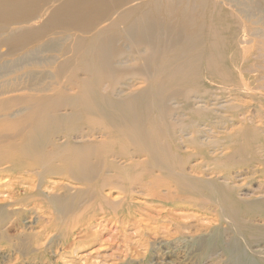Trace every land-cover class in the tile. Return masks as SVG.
Listing matches in <instances>:
<instances>
[{
  "label": "bare ground",
  "instance_id": "obj_1",
  "mask_svg": "<svg viewBox=\"0 0 264 264\" xmlns=\"http://www.w3.org/2000/svg\"><path fill=\"white\" fill-rule=\"evenodd\" d=\"M144 1L153 3L154 0ZM255 1L259 8L252 5ZM126 2L128 0H0L2 20H21L25 23L24 20L31 17L32 21L42 17V27H31L30 34H26L27 37L24 35V40L32 45L35 40L45 39L50 33L60 32L68 38L74 36L71 50L75 51L79 60L76 70L85 77L83 88L79 90V104L70 103L72 110L80 112V116L76 117V121H80L78 125L67 133L53 136L52 149L45 147L32 154L12 147L5 149L0 157V181L3 187L7 186L0 190L6 204V207L0 208V264H56V259H39L51 237L63 246L65 241L77 235V229H86L91 223L98 224L116 217L118 224H135L141 220L138 218L142 215L138 214L140 208L154 213V231L159 230V225L164 233L174 228L180 234H184L182 231L185 230L189 235L195 231L207 234V237L211 232L219 234L217 238L220 242L215 251L207 252V264H221V256H225V249H219V244L223 243L221 239L235 237L248 242L246 251L250 258L256 257L264 263V240L260 239L264 238V177L252 179L260 174L264 176V122L257 115L249 116L254 126L244 125V118L235 120V112L240 105L232 102L234 93L240 90L250 93V96L264 94V0L237 3V15L234 14L233 20L237 32L227 37V44L222 49L215 42L207 41L206 83L218 68L230 80L229 83L219 86V91H209L206 85L193 86L188 83L190 80L184 79L181 84L187 85L172 89L166 96V104L172 106L158 110L157 104H149L150 109L143 107L139 115L135 111L139 105L152 101V93L156 99L163 97L159 87L161 82L144 76L141 65L151 50L146 43L148 35L142 29L152 22L150 17L162 18L158 3L163 1L156 0L154 11L152 7L149 11L130 8L117 11V5ZM116 12L120 15L114 19ZM118 24H122L120 27L123 30L114 43L115 34L109 27ZM78 32L85 33L86 39H82L84 36ZM111 40V43L100 44ZM76 65L74 62L73 67ZM175 69L174 74L167 77L169 85L176 82L178 70ZM99 70L114 73L103 77L100 82V77L99 80L94 79ZM145 81L146 85L142 86ZM252 82L257 84L250 88ZM100 91H104L106 96ZM178 98L189 104L187 112H176L179 111ZM188 112L200 119L184 120ZM69 115L71 113L67 110L57 116ZM144 123L145 129L137 132L138 126L143 128ZM36 124L42 127L50 124L44 111ZM27 131L24 140L30 139L33 132L31 128ZM153 131L155 134L160 131V134L154 136ZM258 136H262V140ZM163 140H177L182 151L186 152L185 156L168 160L158 157L157 145ZM90 165H94L95 169H89ZM8 167H16L14 179L4 172ZM65 171L71 174L69 178L73 182ZM49 174H58L61 182L66 180L70 185L60 186L58 180L51 187L45 186L47 192H43V186L37 181ZM17 181L25 184L31 181L22 190L26 199L13 192L21 184ZM105 187L108 191L119 190L114 203L104 198ZM181 208L189 210L187 214H182L186 220L182 222L172 216L173 210ZM22 211L28 214L25 213L20 221L23 225L20 232L7 234ZM147 217V220H154ZM198 217L207 222V231L202 229L204 225L200 224L202 220ZM187 219H191L190 222ZM37 223L40 225L33 226ZM46 228H49L47 233ZM226 247L228 252L232 251V247ZM176 252L173 246L164 250L166 257L177 256ZM183 263L178 258L166 260L164 257L151 262Z\"/></svg>",
  "mask_w": 264,
  "mask_h": 264
},
{
  "label": "rangeland",
  "instance_id": "obj_2",
  "mask_svg": "<svg viewBox=\"0 0 264 264\" xmlns=\"http://www.w3.org/2000/svg\"><path fill=\"white\" fill-rule=\"evenodd\" d=\"M162 1L163 2L158 3V5H161L160 11L162 9L161 12L163 13V19L152 16L149 19H152V22L145 24L144 29H142V31L148 35L146 43H148V47H150L151 50L149 56L141 61V65H143L142 67L144 76H148V79H153V77L157 78V80L161 82L159 87L160 91H163V93H161V95L163 94V97L161 95L160 96L163 99L159 97L158 100L152 97V93L150 97V100L152 101H149L148 103L146 101V103H143L144 105H139V108L141 109L138 108L137 111H135L138 113V115L140 114L143 107H145L146 110L150 109V107L147 106L149 104H153L155 106L157 104L158 110L160 108L165 109V107L167 108L172 106L168 103L166 104V96L170 91H172V89L177 90L180 86H182L183 84L181 83L184 82V79L190 80L188 83H190V85L193 84V86L203 87L206 85L209 91H219V86H223L230 82V80L227 79L223 72H221L218 68L213 72L214 74L210 75V77L213 78L206 83V77L208 74L207 41L209 40V43L215 42L218 47L221 46V49L227 44V37L237 32V26L233 21L234 14H236L235 10L238 9V7H236L237 3L239 4L243 0H226V2L225 0ZM144 2V0H128V2L124 4H118L117 11L122 8L139 9L143 11H149L151 10V7L152 9L154 8L153 11L156 9V0H154L153 3ZM252 5L256 8H259L257 1L252 2ZM118 15H120L119 12H116L114 14V19L118 18ZM3 20L0 19V25H3V27H0V157L3 155L2 153H4L5 149H10L12 147H15L19 151L20 149L26 150L32 154H35L37 151H41L45 147L47 150L49 148L52 149L51 142L53 136L59 133H67L80 123V121H76V117L80 116V112L77 110H72L71 107L73 105L70 104L72 102L73 104H79L77 101L80 98L79 90L83 88L82 82L85 80L83 73H80V71L76 70V68H78L76 64L79 60L75 51L71 50L74 44V36L72 38H68L63 36L64 34H61L60 32L57 34L50 33L47 38L35 40V43L32 45V43L27 42L28 40H24V38L28 36H26V34H30L29 32H31L33 27H42V17H38L35 21H32L31 17L24 20L25 23L19 20L20 25L19 21L17 22V20H12L11 22L8 21L11 24L8 23L6 19ZM15 21L18 23V25L15 23ZM120 26L122 27V24H118L115 27H109L111 32L115 34V40L113 41L114 43L121 37L119 32H121L123 29ZM23 32L25 33L23 34ZM78 33L81 36H84L82 39H86L85 33ZM124 34H126V32H124ZM16 35L19 36L17 37ZM206 35L209 36V38ZM10 38L13 39L10 40ZM17 39L21 41H18ZM79 40H81V38ZM111 42L112 40L102 43L100 42V44L102 45L103 43L105 44ZM20 43H22V45ZM16 47H19V49H16ZM34 57L35 59L37 57V59H33ZM39 58L40 60H38ZM171 60L173 61L171 62ZM166 61L168 63L174 64V66L171 64L170 66ZM74 62L76 67H73ZM162 65L167 66L163 67ZM175 68L178 70L175 74L177 78L176 82L172 85H169L167 77L171 74H174V71L176 70ZM69 69L71 70L70 72ZM67 70L70 74L67 72ZM58 72H61V74ZM110 73L113 74L114 72L109 70H99L97 75H95L96 78L94 79L99 80L101 78L100 82H102L104 79L103 77L108 76ZM146 82L147 81L143 82L142 86H144V84L146 85ZM256 84L257 82L255 84L253 82L250 83V88L254 87ZM100 93H103L106 96L104 91H100ZM101 94L99 95L102 97ZM232 98V102H237L240 105L239 109L235 112V120L241 121L244 118V125L254 126L253 123H250L249 116L253 117L254 115H257L258 117L260 116L262 118V122H264L263 93H257V95L250 96V93L244 91L241 92L240 90L235 92ZM178 100L179 102L177 110L179 109V111L176 112H187L189 104L185 101H182L181 98H178ZM183 103H185V105H183ZM60 109H62L61 112H58ZM67 110L69 113H71V115L64 117L57 116L59 113ZM43 111L50 119V124L46 127L36 124L41 113L43 114ZM184 117V120L187 118L200 119L198 115L191 112L186 113ZM145 127V123L143 128L138 126L137 132L144 130ZM30 128L33 130V132H31L30 139L28 137L25 138L26 140H24V137L28 132L27 130H30ZM158 132L160 131H156V134L154 132V136H158L160 134ZM32 133H34L35 136H33V138ZM47 136L49 137V142L46 139ZM261 137L262 136H258L260 140H262ZM16 141L20 142L17 144ZM167 141L168 140H163L159 143V145H157L158 157H164L166 160H168L177 159L181 156L183 158L185 156L186 152L184 153V151H182L180 147L181 145L177 140ZM171 143L173 144V148L171 147ZM262 167L264 168V164ZM14 169H16V167ZM14 169L12 167H8L4 172L13 178L15 175ZM89 169L94 170V165H90ZM65 173L68 178L71 176L69 172L65 171ZM255 177L256 178L253 177L252 179L259 180L264 176L260 174ZM71 179L72 178H69V180ZM55 181H58L60 186L70 185V183L66 180H62L61 182L58 174H49L48 176L45 175V177L43 176L41 180L37 181V183L43 186L41 189L43 192H47L46 188L44 187L54 185L53 183ZM71 181L73 182V180ZM17 183L20 184L21 181H17ZM30 183L31 181H27L26 184L21 183L20 185H17L13 192L17 194L19 198L26 199L25 193L22 190L25 186L30 185ZM6 187L7 186L3 187V183L0 181V190ZM18 188L19 191L17 192ZM103 189L104 193L106 194L104 198L109 202L114 203L116 201L115 196L118 195L119 190L111 189L108 191L106 187ZM134 198L141 200L139 197L134 196ZM4 207H6L4 202V194L0 192V208ZM175 210H173L172 216L177 217V220L180 222L186 221L182 214H187V211L189 210H183L182 208ZM25 213L28 214V212L22 211L19 216L16 217L18 221H16L13 227L8 229L7 234L15 235L20 232V229L23 226L21 224L22 222L20 221L23 220L24 216L26 215ZM139 213H142V215L138 217L141 218V220H138L139 224L137 222L135 224H131L130 222L126 224H118L115 222L116 217H114L109 221L98 224L91 223L86 229L81 231L80 229H77L75 231L77 235H74L73 238H69V240L65 241L63 250L60 249L63 246H61L59 240H53L51 237L48 245L49 248L45 247V250L40 255L41 257L39 256V259H56V264H151L152 261L159 260L164 257L166 260L178 258L182 263L184 262L183 264H185V262L186 264H207V252L211 250L215 251L216 246L220 242V238H217L219 234L212 232L208 237L207 234H202L199 231L192 232V235H189L188 231L185 230L182 231L184 234H180L174 228L170 229L169 232L164 233V231H162V226L159 225V230L154 231L153 223L156 218L154 217V213L148 211L145 208H140L138 214ZM120 214H122V212H120ZM147 216L150 218L153 217L154 220H147ZM198 218L202 220L200 224L204 225L202 229L207 231V222H205V220L201 219L200 217ZM190 220L191 219H187V222H190ZM39 225L40 223H37L33 226ZM48 230L49 228H46L45 233H47ZM260 239L264 240V238ZM221 240H223V243L219 244V249L223 250L224 248L226 252H224L225 256H221L223 258L221 264H264L263 262L257 260L256 257H249V254L246 251V247L249 244L242 238H222ZM75 241L76 243H74ZM226 245H228V247H232V251L228 252ZM171 246L177 250L175 254L177 256L166 257L164 250ZM56 249H58L57 253L55 252ZM56 254H58V257Z\"/></svg>",
  "mask_w": 264,
  "mask_h": 264
}]
</instances>
